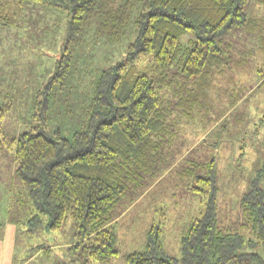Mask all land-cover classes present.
<instances>
[{
    "label": "trees",
    "instance_id": "1",
    "mask_svg": "<svg viewBox=\"0 0 264 264\" xmlns=\"http://www.w3.org/2000/svg\"><path fill=\"white\" fill-rule=\"evenodd\" d=\"M7 1L0 0V21L11 22ZM12 1L18 9L31 2L67 12L60 57L38 92L36 107L44 117L39 119L37 111L34 122L45 125L49 101L71 74L75 56L89 39L88 28L117 42L142 6L123 59L99 74L85 120L70 140L38 124L9 140L0 112V150H13L15 174L29 192L35 220L46 216L47 227L60 230L68 218L74 219L69 250L78 262L110 264L117 255L111 225L117 203L142 179L139 171L154 167L158 151L174 144L179 122L206 104L214 66L228 64L225 37L245 28L249 0ZM184 31L191 35L190 47L179 40ZM131 69L137 74L130 76ZM208 167L206 175L195 177L202 212L181 238L180 264H264V158L241 198L239 233L218 229V188L213 164ZM161 236L160 226L152 225L144 252L129 254L126 262L179 264L165 256Z\"/></svg>",
    "mask_w": 264,
    "mask_h": 264
},
{
    "label": "rangeland",
    "instance_id": "2",
    "mask_svg": "<svg viewBox=\"0 0 264 264\" xmlns=\"http://www.w3.org/2000/svg\"><path fill=\"white\" fill-rule=\"evenodd\" d=\"M7 2L11 22L0 21L2 131L11 140L38 124L49 134L58 131L70 140L85 120L99 74L123 59L142 6L134 10L126 35L117 42L95 32L94 26L88 28L89 39L75 56L71 74L49 101L45 125L43 120L34 122L38 92L60 57L67 12L31 2L18 9L12 0ZM246 19L245 28L225 37L228 64L214 66L206 104L192 118L179 122L174 144L158 151L154 167L139 171L142 179L134 181L117 203L111 223L117 255L110 264H128L129 254L144 252L152 225L161 228L165 256L180 264L181 238L202 212L195 177L206 175L211 163L218 188V229L242 232L241 198L264 158V0H249ZM190 39L187 31L179 34L184 47L191 46ZM136 74L135 69L129 72ZM42 112L38 111L39 119L44 117ZM260 183L264 184V175ZM8 197L4 205L2 200ZM36 215L28 190L15 174L13 150L4 146L0 150V264H80L69 250L75 220L68 218L60 230H52L46 216L40 215L38 221Z\"/></svg>",
    "mask_w": 264,
    "mask_h": 264
},
{
    "label": "crops",
    "instance_id": "3",
    "mask_svg": "<svg viewBox=\"0 0 264 264\" xmlns=\"http://www.w3.org/2000/svg\"><path fill=\"white\" fill-rule=\"evenodd\" d=\"M2 201H3V204L5 205V203L8 204V202H9L10 200H9V197H8V198H5V199L2 200Z\"/></svg>",
    "mask_w": 264,
    "mask_h": 264
}]
</instances>
